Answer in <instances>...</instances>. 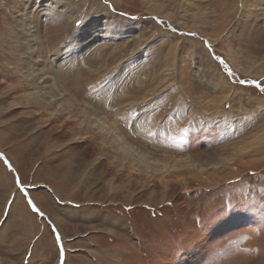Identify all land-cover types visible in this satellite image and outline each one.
<instances>
[{
  "label": "rangeland",
  "instance_id": "rangeland-1",
  "mask_svg": "<svg viewBox=\"0 0 264 264\" xmlns=\"http://www.w3.org/2000/svg\"><path fill=\"white\" fill-rule=\"evenodd\" d=\"M240 81L264 0H0V264H264Z\"/></svg>",
  "mask_w": 264,
  "mask_h": 264
},
{
  "label": "snow or ice",
  "instance_id": "snow-or-ice-1",
  "mask_svg": "<svg viewBox=\"0 0 264 264\" xmlns=\"http://www.w3.org/2000/svg\"><path fill=\"white\" fill-rule=\"evenodd\" d=\"M214 58L218 59L219 62H220V64L223 65L224 68H225L229 73H231V69H228V68H227V65L225 64V62H224L223 59H221V58H219V57H214ZM240 83H242V84H243V83L255 84V86H256L261 92H264V87H261V85H260L259 83H257L256 81H240ZM0 155H2V154H0ZM16 183L19 184V178L16 179ZM29 204H32V201H31V200H29ZM32 206H33V208L35 209V205H32ZM41 215H43V213H41ZM56 239H57V241H59V239H60L59 235H57Z\"/></svg>",
  "mask_w": 264,
  "mask_h": 264
},
{
  "label": "bare ground",
  "instance_id": "bare-ground-1",
  "mask_svg": "<svg viewBox=\"0 0 264 264\" xmlns=\"http://www.w3.org/2000/svg\"><path fill=\"white\" fill-rule=\"evenodd\" d=\"M260 131V130H259ZM261 133V132H260ZM66 172V171H65ZM3 178V177H2ZM4 179V178H3ZM4 182V181H3ZM4 185V184H3ZM16 205V204H15ZM23 214V213H22Z\"/></svg>",
  "mask_w": 264,
  "mask_h": 264
}]
</instances>
